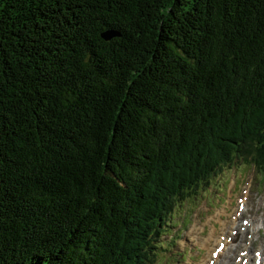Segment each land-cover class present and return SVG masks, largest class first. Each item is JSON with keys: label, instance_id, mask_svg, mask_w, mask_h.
Returning a JSON list of instances; mask_svg holds the SVG:
<instances>
[{"label": "trees", "instance_id": "16d2710c", "mask_svg": "<svg viewBox=\"0 0 264 264\" xmlns=\"http://www.w3.org/2000/svg\"><path fill=\"white\" fill-rule=\"evenodd\" d=\"M239 160L264 174V0H0V264H154Z\"/></svg>", "mask_w": 264, "mask_h": 264}, {"label": "rangeland", "instance_id": "374dc122", "mask_svg": "<svg viewBox=\"0 0 264 264\" xmlns=\"http://www.w3.org/2000/svg\"><path fill=\"white\" fill-rule=\"evenodd\" d=\"M263 176L246 160L219 170L176 207L157 238L154 264H255L256 253H264ZM223 246L224 255L213 257Z\"/></svg>", "mask_w": 264, "mask_h": 264}, {"label": "water", "instance_id": "95a60500", "mask_svg": "<svg viewBox=\"0 0 264 264\" xmlns=\"http://www.w3.org/2000/svg\"><path fill=\"white\" fill-rule=\"evenodd\" d=\"M113 35H115L113 32L111 31H106L104 33H102V36L105 38V39H109L111 38Z\"/></svg>", "mask_w": 264, "mask_h": 264}, {"label": "bare ground", "instance_id": "6f19581e", "mask_svg": "<svg viewBox=\"0 0 264 264\" xmlns=\"http://www.w3.org/2000/svg\"><path fill=\"white\" fill-rule=\"evenodd\" d=\"M231 216V215H230ZM232 241V240H231ZM226 245H228V243H226ZM229 246V245H228ZM229 249V248H228ZM225 250H227V247H225V246H223V248L221 249V252H220V254L223 256L224 255V253H225ZM219 254V255H220ZM218 255V256H219ZM217 260V259H216ZM252 264H254V263H252Z\"/></svg>", "mask_w": 264, "mask_h": 264}]
</instances>
